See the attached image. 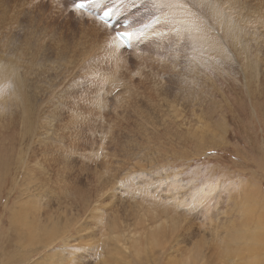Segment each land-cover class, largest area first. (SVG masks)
<instances>
[{"label":"rangeland","instance_id":"obj_1","mask_svg":"<svg viewBox=\"0 0 264 264\" xmlns=\"http://www.w3.org/2000/svg\"><path fill=\"white\" fill-rule=\"evenodd\" d=\"M8 1L0 0V111L5 113L0 115V264H65V258L70 256L71 264H78L79 257L87 261L83 264H104L100 256L105 258L112 244L119 245L109 238L113 232L107 233L115 218L118 219H115V228L120 223L119 231L123 235L127 229L126 238L121 240L130 246L131 239L144 235L140 231L149 233L161 225L156 222L161 213L166 212L168 217L173 211L180 217L172 215L171 218L179 224L181 221L186 228L178 234L187 239L178 241L176 246L180 251L186 254L194 249L197 240L206 260L219 263L216 246L225 233V226H232L229 229L232 235L251 227L253 217L249 216L245 223L240 211L245 206L253 207L259 192L264 197V0H199L216 8L213 25L217 29L212 24L207 27L208 16L203 24L213 29L215 40H219L214 43L221 46L219 50L216 46L212 50L201 46L189 27L180 43L185 42L184 47L172 44L160 49L158 39L164 35L163 39L168 42L180 32L172 24L176 20L174 15L167 14L170 22L163 34L157 31L154 35L153 30L150 35L155 40L152 36L150 40L145 39L147 45L139 50L135 46L125 47L126 67L120 63V70L114 72L111 71L114 65L111 43L104 36L92 33L91 23L98 18L83 10L80 11L84 14H76L75 0H65L62 5L52 0ZM137 1L94 0L89 6L94 10L111 6L118 19L114 26L128 19L139 44L142 32L160 14L156 13L155 18L153 15L154 19L147 17L148 5L141 6ZM180 2L190 10L186 0ZM171 4L174 6L170 9L175 7L176 11L183 6ZM19 10L22 12L18 13ZM170 25H174L172 33ZM109 28L115 31L112 26ZM141 52H145L146 59L139 62L140 72L136 74L133 70L137 68ZM112 72L117 73L120 85L109 93L111 85L107 87L106 77L113 75ZM126 79L131 81L128 85ZM14 81L25 85L24 93L31 98L35 95L42 98L32 107L28 133L24 129L25 103ZM103 81L105 85L99 84ZM38 110L41 112L37 113ZM98 143H102V149ZM23 156H29V166L37 167L36 172L32 171L36 181L20 164ZM105 161L109 165L104 166ZM247 190H251L250 195ZM27 194L40 200L39 215L46 224L55 220L63 222V215L70 216L72 212L76 220L63 239L49 247L43 246L42 241L33 242L34 246L17 240L15 231L8 228L10 216L16 200L20 196L26 198ZM237 197L242 203L235 201ZM110 199L114 205L108 203ZM204 204H209L208 210ZM105 214L106 217L102 216ZM136 217L142 219V223L136 220L142 229H132ZM171 218L166 221L170 223ZM131 231H137L136 235ZM53 249L60 253L48 260L45 255ZM127 251L132 252L131 248ZM167 253L160 256L159 264L167 261L166 258L171 259ZM213 259L219 261L213 262Z\"/></svg>","mask_w":264,"mask_h":264},{"label":"bare ground","instance_id":"obj_2","mask_svg":"<svg viewBox=\"0 0 264 264\" xmlns=\"http://www.w3.org/2000/svg\"><path fill=\"white\" fill-rule=\"evenodd\" d=\"M4 2H5V0H3ZM16 0H13V2L14 3H16L15 2ZM19 1V0H18ZM34 2H35V0H33ZM33 1H31L32 3H33ZM42 1V0H41ZM45 1V0H44ZM52 1H55V4H57V5H62L64 2H65V0H52ZM137 1V0H136ZM187 1V6H189V8H190V10L189 9H185V7H184V3H182V2H180V0H162V2H164V3H167V4H171V3H179V4H182L183 6L182 7H184V9L182 8H180V9H178L177 11L175 10V9H173V8H175V7H173V8H171L170 9V7H164V8H166V9H163V8H161V10H157L158 9V7H156V6H154V0H142V1H140V3H139V1H137L136 3H139L141 6H146V4L148 5V7L145 9L146 11H147V17H152L153 18V15H154V18H155V15H156V13H159L160 15H158V17H156L155 18V20L151 23V24H149V26H147V28L142 32V39H141V41L139 42V44H137V39H135V35H134V33L132 32V29L130 28V24H128V26L126 27V28H121V29H123V30H125V31H129V37H128V39H127V47L128 46H130L129 47V49H133V47L134 48H137L138 50H139V48L140 47H142V45H147L146 43L144 44V41L145 42H147V40H145V39H148V40H150V36H152V35H150L151 34V32H153V30H154V35L157 33V31H160V34L162 35L163 34V32H164V30H166L167 29V27H168V23L170 22V18H168L167 19V17L165 16V15H167V14H173L174 15V19H176L172 24H175V27H177L178 29H179V31L180 32H178V33H176V34H174L172 37H171V39L167 42L166 40H164L163 39V37H164V35L161 37V39H158L160 42H161V45H159V48L161 49V48H166L167 49V47L168 46H171L172 44H174V45H181V46H179V48L180 47H184V44H185V42H183L182 44H180L181 43V40L183 39L184 40V35H185V31H186V29L189 27L190 29H191V32H193V34L195 35V37H196V39H197V41L199 42V44L201 45V46H204V47H206V48H208V49H214L215 48V46L217 47V50H219V48L221 47L220 45L218 46L217 45V42H219V40H215V36L214 35H216L215 33H214V31H213V29L216 27L215 25H213V21H214V17H216V15H217V11H216V8L215 7H210L209 6V4H207V3H202V2H200L199 0L197 1V0H193V1H191L190 0V2H189V0H186ZM7 2H9L8 0H7ZM13 2L11 3V4H13ZM24 2H26L27 3V0L25 1L24 0ZM24 2H22V3H24ZM184 2V1H183ZM17 3H20V2H17ZM29 3V2H28ZM31 3V4H32ZM37 3H38V0H37ZM36 3V4H37ZM11 4H7V5H11ZM31 4H29V7L27 6V8L29 9L30 8V5ZM34 4V3H33ZM32 4V6H34ZM35 4V5H36ZM48 4V3H47ZM178 4V5H179ZM186 4V3H185ZM5 5H6V3H5ZM22 5H25V4H22ZM172 5V4H171ZM13 6H14V4H13ZM16 7H17V5H15ZM172 6H174V5H172ZM176 6V5H175ZM150 7H154L155 9H152V8H150ZM179 7V6H178ZM10 8V7H9ZM15 8V7H14ZM23 8V7H22ZM40 9V8H39ZM50 9V8H49ZM53 9V8H52ZM73 9H74V11L76 12V14L77 13H79L80 14V10H76L74 7H73ZM168 9V10H167ZM170 9V10H169ZM13 10H15V9H13ZM18 10V9H17ZM16 10V11H17ZM12 11V10H11ZM15 11V12H16ZM22 11H23V9H22ZM22 11H20L19 10V12L18 13H21ZM115 11V10H114ZM116 12V11H115ZM44 13V12H43ZM82 13V12H81ZM25 14V13H24ZM32 14V13H31ZM82 14H84V13H82ZM145 14V13H144ZM219 14V13H218ZM55 15V14H54ZM27 16V15H26ZM56 16V15H55ZM209 17V19H208V26L207 27H210L211 26V24H212V28H213V26H215L212 30H210V29H208V28H206V25L205 24H203L204 23V21L207 19L206 17ZM60 17V16H59ZM85 17L86 18H88L89 16L88 15H85ZM27 18H29V17H27ZM68 18V17H67ZM146 18V17H145ZM153 18V19H154ZM219 18V17H218ZM23 19V18H22ZM60 19V18H59ZM68 19H70V18H68ZM147 19H149V18H147ZM151 19V18H150ZM149 19V20H150ZM42 20V19H41ZM144 20V19H143ZM219 20V19H218ZM146 21V20H145ZM207 21V20H206ZM221 21H222V18H221ZM118 22H122L121 20L120 21H118ZM58 23V22H57ZM154 23V24H153ZM156 24H158V25H156ZM91 25H92V33L95 35V36H99V35H102V36H104L105 38H107L108 39V42L109 43H111V45L109 44V46L111 47V49H110V53H111V57H112V59L111 60H114V62H113V70H111V68L109 69V67L110 66H108V69L109 70H111V71H117V70H120V67L123 65L124 67H126L125 65L127 64L126 62H127V60H128V57L127 56H125V42H124V40H122L120 37H118L116 34H115V32L114 31H112V29H110L109 28V26L107 25V24H105V23H103V22H101V21H99L98 19H95V21H93L92 23H91ZM157 26L156 27V29H154V27L155 26ZM205 25V26H204ZM231 25V24H230ZM233 25V24H232ZM145 26V27H146ZM62 27V26H61ZM220 27H221V25H220ZM232 27V26H231ZM173 28H174V25H170V31H171V33L175 30H173ZM176 28V29H177ZM177 29V30H178ZM207 29H208V32L209 31H211V34L213 35H211L210 33H208L207 32ZM215 29H217V27L215 28ZM226 29V28H225ZM229 29V28H228ZM188 31V30H187ZM218 31V30H217ZM223 31V30H222ZM79 32V31H78ZM83 32V31H82ZM224 32V31H223ZM223 32L222 33H220L221 34V37H222V35H223ZM229 32V31H228ZM141 33V32H140ZM159 33V32H158ZM217 33V32H216ZM153 34V33H152ZM165 34V33H164ZM218 34H219V32H218ZM233 35V34H232ZM93 36V35H92ZM225 36V35H224ZM79 37V36H78ZM90 37V36H89ZM218 37V36H217ZM227 38H229L228 36H226ZM98 38V37H97ZM105 38L103 39V40H105ZM152 38H153V36H152ZM176 38V39H175ZM219 38H220V36H219ZM80 39V38H79ZM154 39V38H153ZM153 39H151V40H153ZM174 39H175V41H174ZM226 39V38H225ZM82 40V39H81ZM92 40H94V39H92ZM155 40V39H154ZM154 40H153V42H154ZM177 40V41H176ZM182 40V41H183ZM233 40V39H232ZM139 41V40H138ZM159 41H157L156 40V42L155 43H158ZM214 41H217L216 42V45H215V43H214ZM227 41V40H226ZM79 42H81V41H79ZM83 42V41H82ZM86 42H88V41H86ZM91 42H93V41H91ZM91 42H90V44H91ZM98 42H100V40L98 41ZM195 41H193V43H194ZM228 42V41H227ZM136 43V44H135ZM149 43V42H148ZM154 43V44H155ZM192 43V44H193ZM84 44V43H83ZM159 44V43H158ZM92 45H94V44H92ZM151 45V44H150ZM149 45V46H150ZM79 46V45H78ZM85 46V45H84ZM83 46V47H84ZM102 47H103V45H101ZM105 46H106V44H105ZM104 46V47H105ZM152 46V45H151ZM156 46V45H155ZM234 46H236V44L234 45ZM144 47V46H143ZM233 47V46H232ZM96 48V47H95ZM97 48H99L98 46H97ZM153 48V47H152ZM236 48H237V46H236ZM235 48V49H236ZM83 50L85 49V48H82ZM88 50L90 49V48H87ZM93 49V48H92ZM105 48H103V50H104ZM154 49V48H153ZM96 49H94L93 51H95ZM102 50V51H103ZM182 50V49H181ZM99 51H101L100 49H99ZM106 51V50H105ZM174 51V50H173ZM215 51V50H214ZM109 52V51H108ZM133 52H134V50H133ZM217 52V51H216ZM96 53V52H95ZM145 53V52H144ZM144 53L143 52H141L140 54V56H138V58L136 57V54L135 53H133L134 55H135V57L137 58V60H138V62H137V64H136V70H135V68H134V72H136V71H138L139 70V72H140V67L138 66V65H140L139 64V62H141V60L142 59H146V57H145V55H144ZM84 54V53H83ZM96 54H98V53H96ZM147 54V53H146ZM178 55H179V52L177 53ZM101 55H103V54H101ZM133 56V55H132ZM132 56H129V58L131 57V58H133ZM176 56V55H175ZM100 57H102V56H100ZM177 57V56H176ZM107 58H109V57H107ZM177 59V58H176ZM29 60V59H28ZM106 60H109V59H106ZM131 60V59H130ZM112 63V62H111ZM121 63V64H120ZM175 63V62H174ZM121 66H120V65ZM154 64V63H153ZM139 67V68H138ZM164 71V70H163ZM101 72H103V71H101ZM107 72H110V71H107ZM106 72V73H107ZM112 72V73H113ZM127 72V71H126ZM133 72V73H134ZM139 72H136V74L137 73H139ZM56 73V72H55ZM70 73V72H69ZM105 73V74H106ZM133 73H130V75L131 74H133ZM172 73V72H171ZM58 74V73H57ZM111 74V73H110ZM116 72L115 73H113V75H111V76H108V77H106V78H108V79H106L107 80V83H108V85H107V87H109L110 85V89H108V88H106V89H108V90H110V91H108L109 93L111 92V90L115 87V86H117V85H120V84H118L120 81V79H118L117 78V76H116ZM123 74V73H122ZM122 74H120V75H122ZM124 74H126V73H124ZM136 74H133V75H136ZM142 74V73H141ZM140 74V75H141ZM129 75V74H128ZM101 76V75H100ZM107 76V75H106ZM137 76V75H136ZM59 77V76H58ZM128 78H130L129 76H127ZM147 77V76H146ZM104 78V77H103ZM120 78V77H119ZM123 78V77H122ZM141 78H143V77H141ZM148 78V77H147ZM176 78H177V76H176ZM5 79H7V78H5ZM9 79V78H8ZM100 79H102V78H100ZM131 79V78H130ZM130 79H126V81H127V85H128V82H131V81H129ZM171 79H173V78H171ZM103 80V79H102ZM169 81H170V79H168ZM178 80H179V78H178ZM16 81V80H15ZM14 81V82H15ZM57 81V80H56ZM101 80H99V82H100ZM142 81V80H141ZM175 81V80H174ZM173 81V82H174ZM5 82V81H4ZM55 82V81H54ZM71 82V81H70ZM143 82V81H142ZM171 82V81H170ZM97 83V82H96ZM122 83H124V82H122ZM126 83V82H125ZM139 84H141L140 82H138ZM177 83V82H176ZM55 84H57V83H55ZM54 84V85H55ZM99 84H106V82L105 81H103L102 83H99ZM133 84V83H132ZM175 84V83H174ZM178 84H179V82H178ZM95 85H97V84H95ZM58 86V85H57ZM103 86V85H102ZM176 85H174V87H175ZM128 87V86H127ZM15 88H16V90H17V88H19V94H20V97H21V99H23V102L25 103V112L27 113V115H26V117H27V119H25L24 120V129H25V132L26 133H28L29 132V130L31 129V117H30V114H31V111H32V107H35V106H37L40 102H41V100H42V98L40 97V96H38V95H35V97H33V98H31L30 97V95L27 93V94H25L24 92H25V90H26V87H25V85H22L21 86V84L19 83V82H15ZM57 88V87H56ZM96 88V87H95ZM131 88H132V86H131ZM158 88V87H157ZM58 89V88H57ZM99 89V88H98ZM127 89V88H126ZM128 89H129V87H128ZM128 89L126 90V91H128ZM97 90V89H96ZM138 90V89H137ZM4 91V90H3ZM37 91V90H36ZM56 91V90H55ZM99 91V90H98ZM101 91H103V89L101 88ZM131 91H133V90H131ZM100 92V91H99ZM107 92V91H106ZM108 93V94H109ZM123 93V94H122ZM121 94L122 95H125L126 93H124V92H122ZM127 94L129 95V92H127ZM126 94V95H127ZM54 95V94H53ZM55 95H57V96H59L58 94H55ZM70 95V94H69ZM107 95V94H106ZM118 95H120V94H117V96ZM127 95V96H128ZM38 98H37V97ZM47 96V95H46ZM114 96H116V95H114ZM170 96V95H169ZM45 97V96H44ZM43 97V98H44ZM54 97V96H53ZM67 97V96H66ZM123 98L125 97V96H122ZM148 97V96H147ZM51 98V97H50ZM106 98V97H105ZM117 98H119V97H117ZM127 98V97H126ZM131 98V97H130ZM151 98V97H150ZM60 99V98H59ZM101 99H103V98H101ZM101 99H99L101 102H102V100ZM121 99V98H120ZM125 99V98H124ZM154 99V98H153ZM78 100V99H77ZM104 100V99H103ZM116 101V103L118 102L117 101V99H115ZM126 100L127 99H125L124 101L126 102ZM130 100H132V99H130ZM165 100V99H164ZM110 101H108L107 100V104L109 103ZM129 102H131V101H129ZM46 103V102H45ZM115 103V104H116ZM128 103V102H127ZM147 103H149V102H147ZM220 104V103H219ZM51 105V104H50ZM49 105V106H50ZM42 106V105H41ZM76 106V105H75ZM118 106V105H117ZM145 106H147V105H145ZM144 106V107H145ZM48 107V106H47ZM49 108V107H48ZM114 108V107H113ZM52 109V108H51ZM61 109V108H60ZM139 109H141V108H139ZM230 109V108H229ZM53 110V109H52ZM147 110V109H146ZM228 110V109H227ZM54 111V110H53ZM41 111L40 110H38L37 111V113H40ZM147 112V111H146ZM36 113V112H35ZM51 113H52V111H51ZM54 113H55V111H54ZM204 114V113H203ZM34 115H37V114H34ZM59 115V114H58ZM89 115V114H88ZM38 116V115H37ZM56 116V115H55ZM60 116V115H59ZM34 117V116H33ZM42 117V116H41ZM61 117V116H60ZM195 117V116H194ZM39 118V117H38ZM167 118V117H166ZM53 119V118H52ZM51 119V120H52ZM69 119V118H68ZM39 120V119H38ZM37 120V121H38ZM147 120V119H146ZM198 120H199V118H198ZM201 121V120H200ZM51 122V121H50ZM199 123V122H198ZM38 124V123H37ZM43 124V123H42ZM35 125H36V122H35ZM39 125V124H38ZM44 126H46V125H44ZM35 127V126H34ZM37 127V126H36ZM196 127V126H195ZM22 128V127H21ZM20 128V129H21ZM197 128V127H196ZM199 128V127H198ZM191 129V128H190ZM194 129V128H193ZM21 130H23V129H21ZM193 131V130H192ZM195 131H197V130H195ZM203 131V130H202ZM33 132V131H32ZM31 132V133H32ZM30 133V134H31ZM36 133V132H35ZM29 134V136H32V135H30ZM201 134V133H200ZM25 136V135H24ZM201 136V135H200ZM34 137H35V135H34ZM33 137V138H34ZM31 137H29V139H30ZM26 139V138H25ZM34 140V139H33ZM45 140V139H44ZM85 140V139H84ZM29 140H27V142H28ZM23 142H24V138H23ZM30 142H32V141H30ZM30 142H29V144H30ZM47 142H49L48 140H47ZM86 142V141H85ZM88 142V141H87ZM101 142V141H100ZM99 142V143H100ZM33 143V142H32ZM43 143V142H42ZM91 143V142H90ZM98 143V145L100 146L99 148L100 149H102L101 147H103V145H102V143L101 144H99ZM120 143V142H119ZM44 144V143H43ZM49 144V143H48ZM87 144V143H86ZM31 145V144H30ZM91 145V144H90ZM51 146V145H50ZM38 147V146H37ZM73 147V146H72ZM98 147V146H97ZM26 148V147H25ZM44 148H47V147H44ZM76 148V147H75ZM27 149V148H26ZM43 149V148H42ZM98 149V148H97ZM96 149V150H97ZM100 149H98L99 151V153H100ZM28 150H30L29 148H28ZM36 150V149H35ZM37 151H39V150H37ZM47 151V150H46ZM22 152V151H21ZM30 152V151H29ZM40 152V151H39ZM93 152V151H92ZM48 153V152H47ZM44 154H45V152H44ZM25 155H27L26 154V152H25V154H24V156ZM42 155V154H41ZM104 155V154H103ZM23 156V158H22V160H21V163L20 164H23L24 165V167H25V171H27L28 172V175L33 179V180H37L36 179V176L34 175L35 173H33L32 171H34V172H36V168L37 167H35L34 165H31V166H29L30 165V163L28 162L29 161V156H27L26 158ZM41 157V156H40ZM43 157V156H42ZM41 157V158H42ZM45 157V156H44ZM105 157V156H104ZM33 159V158H32ZM104 159V158H103ZM61 160V159H60ZM34 161V160H33ZM64 161H67V160H65L64 159ZM42 162V161H41ZM108 161H105L104 162V166H106V165H109L108 163H107ZM34 163V162H33ZM37 163V162H36ZM112 165V164H111ZM37 166V165H36ZM103 166V167H104ZM40 167V166H39ZM58 167H59V165H58ZM62 167V166H61ZM42 168V167H41ZM40 169V168H39ZM54 169V168H53ZM72 169V168H71ZM22 170V169H21ZM94 170H97V168L96 169H94ZM40 171H42L41 169H40ZM107 171V170H106ZM112 172V171H111ZM111 172H109L110 173V175H109V177L111 176ZM44 172H42V174H43ZM99 172H97V174H98ZM114 173V172H113ZM126 174V173H125ZM44 175H46V174H44ZM95 175V174H94ZM25 176V175H24ZM27 176V175H26ZM28 176V177H29ZM50 176V175H49ZM95 176H97V175H95ZM100 177H102V176H100ZM99 177V178H100ZM112 177V176H111ZM39 179V178H38ZM100 179H102L103 180V178H100ZM29 180H30V178H29ZM28 180V181H29ZM115 180V179H114ZM31 181V180H30ZM29 181V182H30ZM112 181H113V178H112ZM32 182V181H31ZM45 182V181H44ZM95 182V181H94ZM107 182H109L110 183V181H107ZM128 182V181H127ZM37 183V182H36ZM114 183H116V181L114 182ZM241 184L243 183V182H240ZM248 183V182H247ZM247 183H245V184H247ZM104 184V183H103ZM108 184V183H107ZM112 184V183H111ZM130 184V183H129ZM253 184V183H252ZM32 185H33V183H32ZM109 185V184H108ZM172 185V184H171ZM249 185V184H248ZM35 186H37V185H35ZM106 186V185H105ZM112 187H113V185H111ZM133 187V186H132ZM176 187V186H175ZM234 187V186H233ZM245 187V186H244ZM97 188V187H96ZM246 188V187H245ZM105 189H106V187H105ZM120 189V188H119ZM204 189V188H203ZM237 189V188H236ZM24 191V189H20V191ZM28 190V186H26V189H25V191H27ZM100 190V189H99ZM233 190V189H232ZM253 190V189H252ZM255 190V189H254ZM233 191H235V190H233ZM238 191V190H237ZM251 191V190H250ZM250 191H248L247 190V193H249ZM28 192V191H27ZM199 192H200V190H199ZM254 193H255V191H253ZM252 192V194H254ZM103 193V192H102ZM201 193V192H200ZM238 193V192H237ZM240 194L242 193V190H241V192H239ZM244 193H246V191L244 192ZM244 193L242 194V195H244ZM259 193H261V192H259ZM257 194L258 196L255 198L256 200H254L255 201V204L253 205V207L250 205V206H245V207H243L242 208V210L240 211V212H242V215H243V217H244V222L246 223V221L248 220V217L250 216V217H253L252 218V221H251V227H247V228H245L244 230H242L241 231V229H239V231H241V232H239V233H234L233 232V234H235V235H232V230H231V232L229 231V229L232 227V226H225V233H223V237H221V238H219L220 236H218V244H217V253H218V258H220V262L222 263V264H264V197H262L260 194ZM29 194V193H28ZM26 195L27 197L25 198V196H23L24 198H22V196H20L21 198H19V199H17L16 200V204H15V206H14V208L12 209V212H11V216H10V223H9V225H10V227H8L9 229H12V231L14 230L15 231V233H16V235H17V240H19L20 242H31L32 244H33V242H40V241H42V245L44 246V245H46V247L48 246L49 247V245H53L56 241H58L59 239H63V234H65L66 235V232H68L69 231V229L70 228H72L73 226H74V221L76 220L75 218H74V216H73V214H72V212H70V216H67V215H63V217H62V219H64V221L63 222H58L59 220H55L54 222H52L50 225L49 224H46L44 221H42L41 220V217H40V200H38L37 198L35 199V198H30V196L29 195ZM196 194V193H195ZM194 194V195H195ZM198 194V193H197ZM196 194V195H197ZM206 194H207V192H206ZM252 194H251V196H252ZM37 195V194H36ZM203 195V194H202ZM201 195V196H202ZM246 195V194H245ZM248 195H250V193L248 194ZM198 196H199V194H198ZM197 196V197H198ZM208 196V195H207ZM241 196V195H240ZM239 196V198H243L242 196L240 197ZM253 197V196H252ZM255 197V196H254ZM211 198V197H210ZM204 199V198H203ZM206 199V198H205ZM234 199H237V200H235V201H239V202H237V203H242V199H238V197L237 198H234ZM245 199V198H244ZM243 199V200H244ZM111 200V199H110ZM247 200V202L249 201L248 199H246ZM245 200V201H246ZM253 200V199H252ZM245 201H243V202H245ZM142 202H144L143 203V206H146V205H144L145 204V201H142ZM142 202L140 203V204H138V205H141L142 204ZM200 202V201H199ZM108 203H112L113 205H114V203L112 202V200L109 202L108 201ZM235 204V205H238V207H239V204ZM157 204H159V203H157ZM200 204H201V202H200ZM203 204V203H202ZM206 204H207V202H206ZM206 204H204L205 206H207L206 207V210H208V205H206ZM248 204H250L249 202H248ZM247 204V205H248ZM197 205V204H196ZM204 205H203V208H204ZM244 205V204H243ZM258 205V206H257ZM104 206V205H103ZM105 206H107V205H105ZM115 206H117V205H115ZM153 206V205H152ZM108 207H110V205H108ZM147 207V206H146ZM161 207V206H160ZM166 207H168V206H166ZM202 207V206H201ZM102 208H104V207H102ZM107 208V207H106ZM112 209L113 208H115L116 209V207H114V206H112L111 207ZM122 208V207H121ZM136 208V207H135ZM165 208V207H164ZM171 208V207H170ZM237 208V207H236ZM42 209V208H41ZM130 209V208H129ZM146 209V208H145ZM166 209V211L167 212H169V210H168V208H165ZM164 209V210H165ZM205 209V208H204ZM124 210V209H123ZM128 210V209H127ZM134 210V209H133ZM201 210H202V208H201ZM237 210H238V208H237ZM134 211H136V210H134ZM139 211V210H138ZM203 211H205V210H203ZM211 211V210H210ZM239 211V210H238ZM100 212H101V210H100ZM105 212H108V211H105ZM104 212V213H105ZM137 212V211H136ZM206 212V211H205ZM103 213V212H102ZM166 213V212H165ZM165 213H161L160 215H159V217H158V219H156V222H160V224L161 225H159V227L157 228V226H155L154 228H153V230H150V232L149 233H147V232H144V231H140L141 233H143L144 235L142 236V237H135V238H133V239H131V241L129 242L130 243V246H127L126 245V242L125 243H123V241L121 240V237L123 238L124 236H125V234L127 233L126 231H127V229H126V231H125V233H124V235L120 232V231H122V230H120L119 231V229H120V223L118 224V228H115V225H116V222H115V219H114V221H112V223H111V226H108L109 227V229L107 230V233L109 232V233H112L113 232V234H112V236L111 237H109V238H111L113 241L115 240L116 242H118V246H115L116 244H112L111 246H109V251L107 252V254H105V255H107L108 256V260L106 259L107 258V256L105 257V258H102L103 257V255L102 256H100L101 258H100V260H102V261H104V264H159V262H158V260L160 259V256H162L163 255V253H165L166 251H168V253H167V256L168 257H171V259H169V258H166L165 260H167V261H163V262H161L160 264H211V261H209V260H206V258H205V253H203L201 250H200V247H199V244H201V243H196V241L194 242V249H190L186 254L183 252V251H180V249H179V247H177L176 245H177V243H178V241L181 239V240H187L184 236H178V234L180 233V230L182 231V230H185L186 228H185V225L184 226H182L181 225V221H180V224L177 222V221H175L174 219H172L171 218V216L173 215V216H179L178 214H175L176 212H172L171 214V216L169 215L168 217L169 218H171L170 219V223H168L167 221H169V220H167L166 221V219L168 218L167 216L165 217ZM44 214H45V212H44ZM66 214V213H65ZM123 214V213H122ZM134 214V213H133ZM181 214V213H180ZM208 214V213H207ZM240 214V213H239ZM69 215V214H68ZM98 215H101V214H98ZM120 215V214H119ZM130 215V214H129ZM135 215L137 216V214L135 213ZM237 215H238V213H237ZM56 216V215H55ZM97 216V215H96ZM102 216H105L106 217V214L105 215H102ZM101 216V217H102ZM122 216V215H121ZM139 216V215H138ZM51 217V216H50ZM98 217V216H97ZM97 217H96V219H97ZM100 217V216H99ZM107 217H109L108 215H107ZM180 217V216H179ZM182 217V216H181ZM210 217V216H209ZM111 218V217H110ZM113 218V217H112ZM121 219V218H120ZM119 219V220H120ZM240 219V218H239ZM103 220V219H102ZM117 221H118V219H116ZM136 220H138L139 221V223H142V219L139 217V218H135L134 219V221L136 222L135 223V227L133 226V228L132 229H135V230H137V229H142V228H140L139 226L140 225H138L137 224V222L138 221H136ZM53 221V220H52ZM99 221V220H98ZM155 221V220H154ZM103 222H104V220H103ZM102 222V223H103ZM242 222H243V219H242ZM242 222H240V223H242ZM102 223H101V225H102ZM239 223V224H240ZM249 223V222H248ZM107 224V223H106ZM105 224V225H106ZM122 224V223H121ZM134 224V223H133ZM137 224V225H136ZM225 224V223H224ZM244 224V223H243ZM8 225V226H9ZM58 225V226H57ZM126 225H127V227L129 228V224H127L126 223ZM148 226V225H147ZM149 226H151V225H149ZM169 226V227H168ZM246 226V225H245ZM104 227V226H103ZM108 227H106V228H108ZM117 227V226H116ZM139 227V228H138ZM144 227V226H143ZM168 227V228H167ZM155 228H157V229H155ZM185 228V229H184ZM213 228H215V227H213ZM103 229V228H102ZM123 229V228H122ZM147 229V228H146ZM150 229V228H149ZM212 229V228H211ZM218 229V228H217ZM104 230V229H103ZM215 231H216V233L217 234H220V232H218V230H216V229H214ZM234 230H235V228H234ZM13 231V232H14ZM124 231V230H123ZM236 231H238L237 229H236ZM102 232H104V231H102ZM136 232L137 231H131V233L133 234V235H136ZM14 233V234H15ZM130 233V234H131ZM231 233V234H230ZM104 234V233H103ZM128 234V233H127ZM140 234V233H139ZM146 234V235H145ZM193 234V233H192ZM138 235V234H137ZM194 235V234H193ZM193 235H192V237H193ZM212 235H213V233H212ZM222 235V234H221ZM66 237V236H65ZM126 237H124V239H125ZM213 238V237H212ZM216 238V237H215ZM25 240V241H23V240ZM96 239H97V237H96ZM99 239V238H98ZM101 240V239H100ZM130 240V239H129ZM191 240V239H190ZM189 240V242H191ZM15 241V240H14ZM113 241H111V242H113ZM122 241V242H121ZM66 242V241H65ZM97 243H98V241H96ZM192 242H193V240H192ZM211 242V241H210ZM120 243H122L121 245H120ZM203 243V242H202ZM17 244H18V242H17ZM40 245H41V243H39ZM179 244V243H178ZM34 245V244H33ZM66 245V244H65ZM95 245V244H94ZM93 244H92V246H94ZM181 245H183V244H181ZM24 246H26V245H24ZM35 246V245H34ZM89 246H90V244H89ZM170 248H169V247ZM206 246H207V244H206ZM202 247V246H201ZM208 247V246H207ZM211 247V246H210ZM83 248H84V246H83ZM111 248V249H110ZM128 248H131V250H132V252H131V254H129L128 253V251H130V250H128L127 251V249ZM180 248H182V246L180 247ZM184 248V247H183ZM204 248V247H203ZM96 251V250H95ZM83 252V251H82ZM3 253V252H2ZM58 253H60V251H57V249H53V250H51V251H49V253H46V257L47 258H49L48 260H50V259H54L53 257L55 256V255H57ZM62 253H63V251H62ZM106 253V252H105ZM207 253V252H206ZM90 254H91V252H90ZM89 254V255H90ZM95 254V253H94ZM63 255V254H62ZM59 256V255H58ZM81 256V255H80ZM93 256V255H92ZM209 256V255H208ZM52 257V258H51ZM59 257H61V256H59ZM172 257H174V259L172 258ZM211 257V256H210ZM93 258V257H92ZM208 258V257H207ZM215 258H217V257H215ZM70 259L72 260V257L70 256L69 257V259L68 258H65V264H71L72 262L70 261ZM79 259H80V261H79ZM79 259H77L78 261V264H83V263H86L87 261L85 260V259H82V258H80L79 257ZM63 259L61 258V260H60V262L62 261ZM85 260V261H84ZM94 260V259H93ZM214 261L213 262H215V261H219V259H217V260H215V259H213ZM43 262V261H42ZM55 262H57V260L56 261H54V263ZM75 262V261H74ZM99 262V261H98ZM97 262V263H98ZM215 263V264H221V263ZM7 263V262H6ZM52 263H53V261H52ZM76 263V262H75Z\"/></svg>","mask_w":264,"mask_h":264},{"label":"snow or ice","instance_id":"obj_3","mask_svg":"<svg viewBox=\"0 0 264 264\" xmlns=\"http://www.w3.org/2000/svg\"><path fill=\"white\" fill-rule=\"evenodd\" d=\"M154 6L158 7V8H164V7H172L171 4H167L162 2V0H154ZM73 7L76 10H81L83 8H85V3L83 2V0H77L76 3H74ZM129 33L125 32L124 35H128Z\"/></svg>","mask_w":264,"mask_h":264},{"label":"clouds","instance_id":"obj_4","mask_svg":"<svg viewBox=\"0 0 264 264\" xmlns=\"http://www.w3.org/2000/svg\"><path fill=\"white\" fill-rule=\"evenodd\" d=\"M3 114H5L3 111H0V115H3Z\"/></svg>","mask_w":264,"mask_h":264}]
</instances>
